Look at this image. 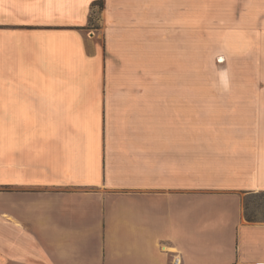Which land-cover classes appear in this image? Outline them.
Returning a JSON list of instances; mask_svg holds the SVG:
<instances>
[{"label": "crops", "instance_id": "1", "mask_svg": "<svg viewBox=\"0 0 264 264\" xmlns=\"http://www.w3.org/2000/svg\"><path fill=\"white\" fill-rule=\"evenodd\" d=\"M196 4L0 0V264H264V0L252 87H198Z\"/></svg>", "mask_w": 264, "mask_h": 264}, {"label": "rangeland", "instance_id": "2", "mask_svg": "<svg viewBox=\"0 0 264 264\" xmlns=\"http://www.w3.org/2000/svg\"><path fill=\"white\" fill-rule=\"evenodd\" d=\"M254 14L255 0H197L194 34L199 88L255 84ZM241 200L246 218L247 213L255 214V221H264V191H244Z\"/></svg>", "mask_w": 264, "mask_h": 264}, {"label": "trees", "instance_id": "3", "mask_svg": "<svg viewBox=\"0 0 264 264\" xmlns=\"http://www.w3.org/2000/svg\"><path fill=\"white\" fill-rule=\"evenodd\" d=\"M100 6H102V4H100ZM254 216H256V215L255 214H251L250 215V214L247 213V219L250 220V221H255L254 220Z\"/></svg>", "mask_w": 264, "mask_h": 264}, {"label": "built area", "instance_id": "4", "mask_svg": "<svg viewBox=\"0 0 264 264\" xmlns=\"http://www.w3.org/2000/svg\"><path fill=\"white\" fill-rule=\"evenodd\" d=\"M181 263V259L179 257H176L174 259V264H180Z\"/></svg>", "mask_w": 264, "mask_h": 264}, {"label": "bare ground", "instance_id": "5", "mask_svg": "<svg viewBox=\"0 0 264 264\" xmlns=\"http://www.w3.org/2000/svg\"><path fill=\"white\" fill-rule=\"evenodd\" d=\"M221 58V60L220 61H222V62H224L225 61V56H222V57H220Z\"/></svg>", "mask_w": 264, "mask_h": 264}]
</instances>
